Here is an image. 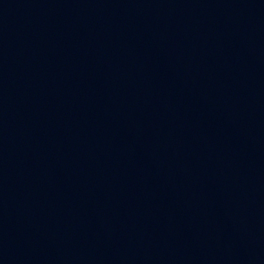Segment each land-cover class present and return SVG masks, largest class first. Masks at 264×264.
<instances>
[{"label": "water", "instance_id": "1", "mask_svg": "<svg viewBox=\"0 0 264 264\" xmlns=\"http://www.w3.org/2000/svg\"><path fill=\"white\" fill-rule=\"evenodd\" d=\"M0 264H264V0H0Z\"/></svg>", "mask_w": 264, "mask_h": 264}]
</instances>
